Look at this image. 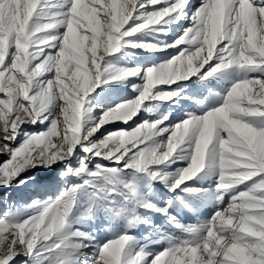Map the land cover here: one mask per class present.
Segmentation results:
<instances>
[{"label":"snow or ice","instance_id":"obj_1","mask_svg":"<svg viewBox=\"0 0 264 264\" xmlns=\"http://www.w3.org/2000/svg\"><path fill=\"white\" fill-rule=\"evenodd\" d=\"M0 131V264H264V0H0Z\"/></svg>","mask_w":264,"mask_h":264},{"label":"rangeland","instance_id":"obj_2","mask_svg":"<svg viewBox=\"0 0 264 264\" xmlns=\"http://www.w3.org/2000/svg\"><path fill=\"white\" fill-rule=\"evenodd\" d=\"M197 2H198V0H197ZM179 32H180V29L176 28L174 30V32L171 34L172 37H175L176 35H178ZM169 51H173V50H169ZM136 53L143 54V57H144V55L146 56V53H143L140 50H136ZM173 54H174V52H173ZM157 57H158L157 59H153V60L149 59L148 57H144L143 61H139V62L135 61L136 59L134 57L133 58L135 60L132 57H127L126 59L130 62V64L132 66H138V65L147 64V63L153 62V61L158 63V62H160V60L166 58L164 53H159ZM193 87H195V85H193ZM97 94H99V95H97ZM132 95H133V93H131L130 88L125 87L124 85H111V86H108L106 88L97 89V93L93 94V96L95 97V99L93 100V103H98L102 107H112L115 104L120 103L124 99H130L132 97ZM160 110L161 111L167 110L166 106L162 107ZM179 114L180 113L178 111L174 112V115H176V116H178ZM2 136H3V132L0 131V137H2ZM55 142L59 143L58 140ZM14 146L15 145H13V147ZM6 158H7L6 156H0V162H2ZM179 166H182V165H179ZM35 174L40 175L42 173L36 172ZM213 183H214V178H212V177L206 178L205 180L200 181V182H194L195 186H203V187H210ZM211 211H212L211 208L206 207L205 209H203L201 211L199 218L200 219L207 218L211 214ZM185 221L187 223H195L197 221V217L192 215V214H188L185 218ZM159 247L160 246H154L153 250H157V249H159ZM17 264H20L19 259L17 260Z\"/></svg>","mask_w":264,"mask_h":264},{"label":"bare ground","instance_id":"obj_3","mask_svg":"<svg viewBox=\"0 0 264 264\" xmlns=\"http://www.w3.org/2000/svg\"><path fill=\"white\" fill-rule=\"evenodd\" d=\"M143 53H146V52H143ZM158 54L159 53H146V56L144 55V57H148L149 59L153 60V59H157L158 57ZM143 54H139V53H136V55L134 56V59L135 61L139 62V61H143ZM110 100V99H109ZM111 101V100H110ZM109 103V102H108Z\"/></svg>","mask_w":264,"mask_h":264}]
</instances>
